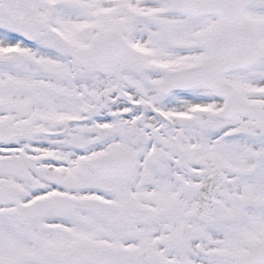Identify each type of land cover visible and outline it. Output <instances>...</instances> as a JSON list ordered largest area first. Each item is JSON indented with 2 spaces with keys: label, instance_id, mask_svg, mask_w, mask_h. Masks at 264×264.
Segmentation results:
<instances>
[{
  "label": "snow or ice",
  "instance_id": "6c2138e0",
  "mask_svg": "<svg viewBox=\"0 0 264 264\" xmlns=\"http://www.w3.org/2000/svg\"><path fill=\"white\" fill-rule=\"evenodd\" d=\"M0 264H264V0H0Z\"/></svg>",
  "mask_w": 264,
  "mask_h": 264
}]
</instances>
